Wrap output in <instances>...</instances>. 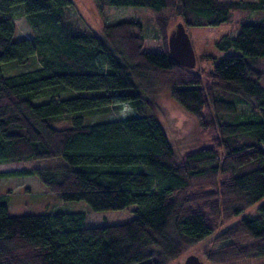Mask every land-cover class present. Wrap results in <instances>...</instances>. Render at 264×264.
<instances>
[{
    "label": "trees",
    "instance_id": "obj_1",
    "mask_svg": "<svg viewBox=\"0 0 264 264\" xmlns=\"http://www.w3.org/2000/svg\"><path fill=\"white\" fill-rule=\"evenodd\" d=\"M95 1L152 9L161 50L144 49L138 20L80 32L66 13L72 0H0V164L38 161L0 177L34 175L92 211L135 204L134 216L86 226L82 211L10 215L0 200V264H166L264 195L263 72L248 59L264 56V20L248 18L264 0ZM17 4L32 37H14ZM177 18L185 29H239L216 42L223 55L195 54L210 69L188 68L168 53ZM15 63L32 66L4 69ZM159 90L196 117L209 143L175 155L156 116ZM123 103L133 112L96 117ZM211 243L203 263L264 264V201Z\"/></svg>",
    "mask_w": 264,
    "mask_h": 264
},
{
    "label": "rangeland",
    "instance_id": "obj_2",
    "mask_svg": "<svg viewBox=\"0 0 264 264\" xmlns=\"http://www.w3.org/2000/svg\"><path fill=\"white\" fill-rule=\"evenodd\" d=\"M19 5V6H17ZM14 5L12 9V18L15 23V38L32 37V31L27 24L22 4ZM21 6V7H20ZM69 20L80 32L102 33L104 24L114 23L120 20H138L144 27V49L161 50V43L155 38L156 28L153 23L155 12L144 6H105L99 7L95 0H72L70 7L66 8ZM1 17V13H0ZM250 22H262L264 20V10L252 13L248 16ZM178 24V18L173 19L169 28L172 31ZM239 29V24L229 22L221 25H203L187 26L185 31L189 36L193 51L198 54H213L221 56L225 51L219 50L216 42L223 36H234ZM229 52H236L230 50ZM252 67L263 72L260 83L264 86V56L256 59L248 58ZM7 64L4 69L17 73L28 69L32 66L29 64ZM34 64V63H33ZM197 68L204 70L212 67L209 60L195 62ZM18 67V68H17ZM3 71V70H2ZM4 74H13L4 72ZM73 94L92 95V91H74ZM157 104V119L163 127L170 146L175 155H181L187 150L209 143V134L200 131L196 117L186 111L176 100L171 98L164 90H159L155 97ZM243 112H252L250 106L242 105ZM133 110L127 103H123L118 110L110 111L105 114L97 115V118H123ZM258 113V111H257ZM264 111H259V115ZM38 162V161H37ZM35 160L22 162H8L0 164V171L16 170L28 168L37 163ZM0 200L7 205L10 215H22L30 213H50L59 212H76L82 211L85 214V225H105L122 223L134 216L135 204L128 205L120 210H103L92 211L84 200H62L56 193L51 192L39 181L34 175L28 176H9L0 177ZM264 201V195L246 206L232 219L222 223L211 234L199 240L190 250L189 253L196 254L200 259H204V253L212 246L213 236L227 225L237 221L243 216L251 215L256 212L257 206ZM189 253H183L178 257L170 259L166 264H182L184 257ZM258 259L257 261H259ZM148 261L141 260L132 264H144ZM209 264V263H207Z\"/></svg>",
    "mask_w": 264,
    "mask_h": 264
},
{
    "label": "water",
    "instance_id": "obj_3",
    "mask_svg": "<svg viewBox=\"0 0 264 264\" xmlns=\"http://www.w3.org/2000/svg\"><path fill=\"white\" fill-rule=\"evenodd\" d=\"M168 53L177 63L192 68L196 62V56L193 51L188 34L182 24L178 23L175 28L168 33L167 37ZM182 264H207L193 253L184 257Z\"/></svg>",
    "mask_w": 264,
    "mask_h": 264
}]
</instances>
